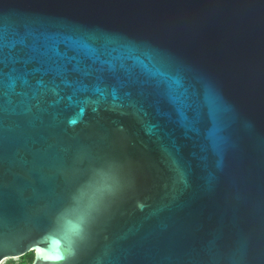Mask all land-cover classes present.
Instances as JSON below:
<instances>
[{
  "label": "water",
  "instance_id": "water-1",
  "mask_svg": "<svg viewBox=\"0 0 264 264\" xmlns=\"http://www.w3.org/2000/svg\"><path fill=\"white\" fill-rule=\"evenodd\" d=\"M0 28L81 68L165 71L153 51L162 50L191 65L232 110L214 118L201 93L186 111L198 121L188 130L166 99L134 104L132 89H121L132 97L112 109L116 80L81 76L73 94L56 79V96L47 91L53 75L30 76L47 88L23 102L11 94L0 116V240L13 249H0V264L31 249L35 264H58L48 258L67 255L70 242L80 264H264V0H0ZM97 87L109 96L93 111L84 97L99 99ZM218 134L226 137L219 148ZM83 152L89 158L78 163ZM73 167L68 192L77 201L86 203L98 182H118L83 242L77 219L61 228L46 219L60 201L54 177Z\"/></svg>",
  "mask_w": 264,
  "mask_h": 264
},
{
  "label": "snow or ice",
  "instance_id": "snow-or-ice-1",
  "mask_svg": "<svg viewBox=\"0 0 264 264\" xmlns=\"http://www.w3.org/2000/svg\"><path fill=\"white\" fill-rule=\"evenodd\" d=\"M18 44L22 47L18 48ZM153 51L155 58L166 69L165 71L149 74L133 73L125 64H121L119 69L115 65H109L106 69L103 64L81 68L79 65H71L70 60H56L47 53H42L40 47L33 42H29V38L25 35L21 36L19 40H9L7 31L0 28V116L5 114L6 106L12 103L11 94L21 97L20 102H23L29 93L32 94V98H35L37 94L41 93L42 89L47 88L43 79L36 80L35 87L29 79L30 76L34 77L36 73H41L42 75L54 76L51 81L53 87L47 88V91L56 96H59L60 84L72 88L73 94L80 92L81 76L95 75L97 79L116 80L119 83V88L113 87L110 93L112 109L124 107L123 99L132 97V91H124L122 97L120 95L121 89L135 90L136 99L134 104H150L160 99H166L179 115L180 126L188 130H196L198 121L189 120L186 111L195 109L200 101L201 93H203L214 118L230 117L231 108L224 103L215 87L200 73L196 72L191 65L162 50L154 49ZM34 64L39 65V67H32ZM121 71L128 73L127 78L121 77ZM56 79H59L60 84L56 83ZM192 80H195L196 84L185 87ZM18 86L21 89L20 91H17ZM94 92L99 99L93 100L91 97H84V101L86 104L95 105L93 111H97L102 101L107 102L109 93L106 89L98 87L94 89ZM68 99L71 100L72 97ZM28 111H31V108ZM85 111L86 108L81 107L79 115L83 116ZM21 115L23 116V114ZM78 122L77 118L68 121L72 126L77 125ZM155 127V125H149L146 128V133L148 135L153 134ZM220 131H223V129ZM225 141L226 137L224 135L218 134L216 136L218 148ZM168 154L171 156L170 152ZM88 158L89 154L87 152L80 153L77 156V162H83ZM77 171L78 168L76 167L61 169L59 174L54 177L55 183L51 186V190L59 194L60 201L54 211L46 214V219L47 225L52 228H61L69 217L77 219L79 224L76 234L83 242L86 240L84 236L85 226L95 219V214L100 210L105 198L116 192L118 182L115 179L105 180L103 183L98 182L94 185L92 195L87 202H80L68 192ZM97 173L100 176L107 175L103 169H97ZM181 182L185 185L189 182L187 175L184 173H181ZM0 249L5 254L13 250L7 239L0 240ZM35 252L36 249H31L32 254ZM48 259L56 261L58 264H80L79 255L73 242H70L67 255H56ZM33 264H35V261H33Z\"/></svg>",
  "mask_w": 264,
  "mask_h": 264
},
{
  "label": "trees",
  "instance_id": "trees-1",
  "mask_svg": "<svg viewBox=\"0 0 264 264\" xmlns=\"http://www.w3.org/2000/svg\"><path fill=\"white\" fill-rule=\"evenodd\" d=\"M20 258L21 261L18 264H32L34 261V254L30 252ZM6 264H15V262L14 260H8Z\"/></svg>",
  "mask_w": 264,
  "mask_h": 264
},
{
  "label": "rangeland",
  "instance_id": "rangeland-1",
  "mask_svg": "<svg viewBox=\"0 0 264 264\" xmlns=\"http://www.w3.org/2000/svg\"><path fill=\"white\" fill-rule=\"evenodd\" d=\"M8 260H14L15 264H18L21 261V258H15V259H7L2 264H6Z\"/></svg>",
  "mask_w": 264,
  "mask_h": 264
},
{
  "label": "clouds",
  "instance_id": "clouds-1",
  "mask_svg": "<svg viewBox=\"0 0 264 264\" xmlns=\"http://www.w3.org/2000/svg\"><path fill=\"white\" fill-rule=\"evenodd\" d=\"M37 259H40V257H37Z\"/></svg>",
  "mask_w": 264,
  "mask_h": 264
}]
</instances>
